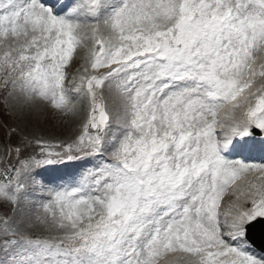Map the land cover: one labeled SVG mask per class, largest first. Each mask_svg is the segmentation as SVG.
Listing matches in <instances>:
<instances>
[{
    "label": "snow or ice",
    "instance_id": "1",
    "mask_svg": "<svg viewBox=\"0 0 264 264\" xmlns=\"http://www.w3.org/2000/svg\"><path fill=\"white\" fill-rule=\"evenodd\" d=\"M0 91L83 114L8 127L0 264H264V0H0Z\"/></svg>",
    "mask_w": 264,
    "mask_h": 264
},
{
    "label": "rangeland",
    "instance_id": "2",
    "mask_svg": "<svg viewBox=\"0 0 264 264\" xmlns=\"http://www.w3.org/2000/svg\"><path fill=\"white\" fill-rule=\"evenodd\" d=\"M86 52L87 49H78L76 54L78 58H74L69 68L70 72H76L83 63V56ZM3 99L4 94L0 91V155H3L6 145H16L21 138L20 135L9 137L7 134L9 126L16 127L21 134H27L29 137L40 136L54 142L70 141L80 131L83 114L78 118L64 117L59 112L45 107L38 116H33L31 119L22 116L18 110L12 116H7L2 103ZM230 198L228 197L227 201Z\"/></svg>",
    "mask_w": 264,
    "mask_h": 264
},
{
    "label": "bare ground",
    "instance_id": "3",
    "mask_svg": "<svg viewBox=\"0 0 264 264\" xmlns=\"http://www.w3.org/2000/svg\"><path fill=\"white\" fill-rule=\"evenodd\" d=\"M48 116H49V115H48ZM46 118H47V117H46ZM259 158H260V157H258V159H257V160H260ZM228 197H230V196H227L226 198H228ZM226 201H227V200H226Z\"/></svg>",
    "mask_w": 264,
    "mask_h": 264
}]
</instances>
